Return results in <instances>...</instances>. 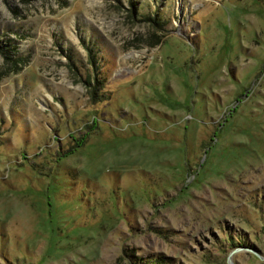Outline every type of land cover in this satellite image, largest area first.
<instances>
[{"label": "rangeland", "instance_id": "obj_1", "mask_svg": "<svg viewBox=\"0 0 264 264\" xmlns=\"http://www.w3.org/2000/svg\"><path fill=\"white\" fill-rule=\"evenodd\" d=\"M131 1L0 0V264H264V0Z\"/></svg>", "mask_w": 264, "mask_h": 264}, {"label": "trees", "instance_id": "obj_2", "mask_svg": "<svg viewBox=\"0 0 264 264\" xmlns=\"http://www.w3.org/2000/svg\"><path fill=\"white\" fill-rule=\"evenodd\" d=\"M129 3L131 4L132 8H133V2L131 0H129ZM148 20H150V23H153L154 26H156V28L162 29V24L164 23L163 20H159L158 18H150L148 17ZM87 52H89V60L92 61V63L94 62V60L92 59V56L90 55V49L89 47H86ZM95 67V65H94ZM94 82L96 83L97 81L94 79ZM95 91H93L92 93H94Z\"/></svg>", "mask_w": 264, "mask_h": 264}, {"label": "water", "instance_id": "obj_3", "mask_svg": "<svg viewBox=\"0 0 264 264\" xmlns=\"http://www.w3.org/2000/svg\"><path fill=\"white\" fill-rule=\"evenodd\" d=\"M229 264H231V263H229Z\"/></svg>", "mask_w": 264, "mask_h": 264}]
</instances>
